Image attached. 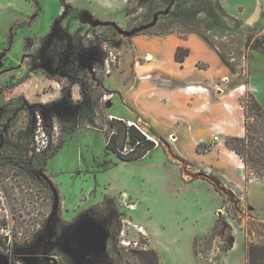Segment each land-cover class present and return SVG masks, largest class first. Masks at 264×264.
Here are the masks:
<instances>
[{
    "label": "rangeland",
    "instance_id": "rangeland-1",
    "mask_svg": "<svg viewBox=\"0 0 264 264\" xmlns=\"http://www.w3.org/2000/svg\"><path fill=\"white\" fill-rule=\"evenodd\" d=\"M11 1L0 12V264H116L129 243L152 247L159 264H264V181L235 193L171 163L170 148L133 161L105 148L113 118L135 121L118 96L142 107L133 73L149 45L185 58L197 36L264 99V0H27L29 18L12 19L28 3ZM37 170L59 195L47 229L53 199ZM196 176L209 182L183 186Z\"/></svg>",
    "mask_w": 264,
    "mask_h": 264
},
{
    "label": "crops",
    "instance_id": "crops-1",
    "mask_svg": "<svg viewBox=\"0 0 264 264\" xmlns=\"http://www.w3.org/2000/svg\"><path fill=\"white\" fill-rule=\"evenodd\" d=\"M25 2L28 3L27 6L18 8L19 16L15 15L11 19L23 16L29 18L31 3L27 0ZM15 5L11 0L0 2V12L6 13ZM5 33L6 31L0 33V48ZM162 42L164 46L167 44ZM185 45L188 54L182 62L175 60V49L167 51L166 47L161 50L149 45L145 54L160 59L146 60V63L135 66L134 71L139 66L141 68L133 73L138 76L139 82L132 97L136 100L143 96L142 107H132L126 96L118 94L120 106L126 115L132 117L131 112L134 113L133 124L138 125L145 134L151 132L157 137L154 139L146 134L155 141L154 149H172L170 158H167L171 163L180 161L186 165L187 161L192 162L195 166L202 167L199 169L203 172L216 175L223 186L235 193L243 191L245 187L250 188L253 184L263 183L251 180L252 183L248 185L241 158L225 145L227 137L245 134L240 99L247 91L254 95L264 109V99L259 93V87L249 78L247 82L229 79V72L232 71L225 66L218 52L197 36L190 37ZM261 51L257 50L255 53ZM200 63H204V66H200ZM121 119L126 121L124 117ZM187 142L195 150L191 158L185 150ZM213 154L214 160L210 156ZM233 168L237 170L235 175L230 171ZM209 174L206 173L208 177ZM204 177L203 180L196 176L199 179L190 180L183 186L190 188L200 181L209 182L208 177ZM201 191L202 197L210 192L209 189Z\"/></svg>",
    "mask_w": 264,
    "mask_h": 264
},
{
    "label": "trees",
    "instance_id": "trees-1",
    "mask_svg": "<svg viewBox=\"0 0 264 264\" xmlns=\"http://www.w3.org/2000/svg\"><path fill=\"white\" fill-rule=\"evenodd\" d=\"M177 50L175 60L182 62L184 57L177 56ZM242 102L250 106L251 112V115L244 113L245 134L227 137L225 145L241 158L247 173L246 180L248 174L253 173L257 180L264 181V109L251 92L244 94ZM248 117L253 121L249 122ZM112 125L114 129L105 137V148L118 158L124 161L138 160L155 148V142L135 124H130L121 118H113ZM47 133L49 134V131ZM128 146H130L129 150ZM33 179L44 181L36 174L33 175ZM0 244L3 246V243ZM114 254L116 264H159L157 252L145 245L133 247L129 243L128 246H116ZM15 256L14 250L8 253L9 258Z\"/></svg>",
    "mask_w": 264,
    "mask_h": 264
},
{
    "label": "water",
    "instance_id": "water-1",
    "mask_svg": "<svg viewBox=\"0 0 264 264\" xmlns=\"http://www.w3.org/2000/svg\"><path fill=\"white\" fill-rule=\"evenodd\" d=\"M120 32V31H119ZM35 174L44 180V182L47 184V186L49 187L51 194H52V206H51V210L47 216V220H46V225L45 228H49L51 221L53 220V218L55 217L57 210H58V205H59V195L58 192L55 188V186L53 185V183L51 182V180L41 171V170H37L35 171Z\"/></svg>",
    "mask_w": 264,
    "mask_h": 264
},
{
    "label": "bare ground",
    "instance_id": "bare-ground-1",
    "mask_svg": "<svg viewBox=\"0 0 264 264\" xmlns=\"http://www.w3.org/2000/svg\"><path fill=\"white\" fill-rule=\"evenodd\" d=\"M94 27H95V26H94ZM146 57H147V59H149V60L152 59V56H151V55H147Z\"/></svg>",
    "mask_w": 264,
    "mask_h": 264
},
{
    "label": "flooded vegetation",
    "instance_id": "flooded-vegetation-1",
    "mask_svg": "<svg viewBox=\"0 0 264 264\" xmlns=\"http://www.w3.org/2000/svg\"><path fill=\"white\" fill-rule=\"evenodd\" d=\"M8 259H9V260H10V262H11V260L15 259V257H13V258H9V257H8Z\"/></svg>",
    "mask_w": 264,
    "mask_h": 264
},
{
    "label": "built area",
    "instance_id": "built-area-1",
    "mask_svg": "<svg viewBox=\"0 0 264 264\" xmlns=\"http://www.w3.org/2000/svg\"><path fill=\"white\" fill-rule=\"evenodd\" d=\"M139 128V127H138ZM215 139H217V137H214Z\"/></svg>",
    "mask_w": 264,
    "mask_h": 264
}]
</instances>
